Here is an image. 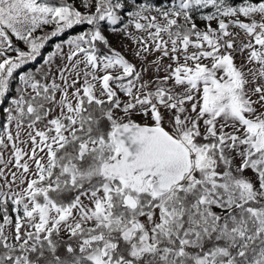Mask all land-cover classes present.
Instances as JSON below:
<instances>
[{
	"label": "snow or ice",
	"instance_id": "6c2138e0",
	"mask_svg": "<svg viewBox=\"0 0 264 264\" xmlns=\"http://www.w3.org/2000/svg\"><path fill=\"white\" fill-rule=\"evenodd\" d=\"M0 264H264V0H0Z\"/></svg>",
	"mask_w": 264,
	"mask_h": 264
}]
</instances>
